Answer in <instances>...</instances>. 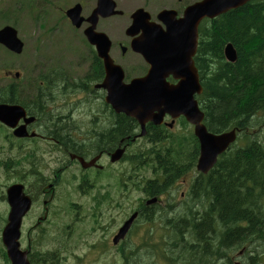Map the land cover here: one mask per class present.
Masks as SVG:
<instances>
[{
	"label": "flooded vegetation",
	"instance_id": "flooded-vegetation-1",
	"mask_svg": "<svg viewBox=\"0 0 264 264\" xmlns=\"http://www.w3.org/2000/svg\"><path fill=\"white\" fill-rule=\"evenodd\" d=\"M51 1L62 8L67 0ZM137 1L132 8L115 1L122 13L104 16L103 0H69L62 10L77 4L84 19L75 27L65 17L81 45L80 54L57 50L40 62L37 80L18 83L25 117L17 125L30 119L26 131L35 135L13 137L6 127V156L0 153L5 189L0 199L8 213L6 191L13 184H20L30 199L19 243L25 244L21 248L32 264H157L162 251L187 259L182 248L171 246L177 229L171 221L177 215L199 216L204 210L195 186L210 172L196 169L194 126L183 115L165 113L161 123L146 122L143 132L138 121L115 111L103 84L110 63L121 67L123 82L128 83L148 73L144 56L154 59L160 46L188 51L189 27L180 19L187 6L200 0H171L158 9L151 8L153 0ZM140 8L148 17L136 18L129 33L131 16ZM163 9L172 11L166 21L158 18ZM204 20L195 23L192 58L197 69L203 63ZM167 26L170 41L159 45L156 31L166 32ZM164 80L170 85L178 82L173 74Z\"/></svg>",
	"mask_w": 264,
	"mask_h": 264
},
{
	"label": "trees",
	"instance_id": "trees-1",
	"mask_svg": "<svg viewBox=\"0 0 264 264\" xmlns=\"http://www.w3.org/2000/svg\"><path fill=\"white\" fill-rule=\"evenodd\" d=\"M203 41L197 101L204 123L212 133L236 128L239 136L201 175L205 182L196 183L204 210L171 221L177 227L171 246L182 248L187 259L167 256L172 264H235L242 250L239 264H264V0L205 19ZM227 43L236 51L233 62L223 54ZM0 102H19L15 84L0 87ZM2 256L7 263L4 251Z\"/></svg>",
	"mask_w": 264,
	"mask_h": 264
},
{
	"label": "water",
	"instance_id": "water-1",
	"mask_svg": "<svg viewBox=\"0 0 264 264\" xmlns=\"http://www.w3.org/2000/svg\"><path fill=\"white\" fill-rule=\"evenodd\" d=\"M250 0H202L185 10L181 20L184 27L188 25L192 34L190 51L182 50L176 55L166 49L158 59V64H152L149 73L142 79H133L128 84L122 83V71L119 67L107 65L109 77L105 86L108 88V102L116 111L136 118L142 128L146 121L160 123L165 113L174 115L183 114L194 125V134L199 143V156L197 170L206 173L216 163L217 157L235 141L237 130L235 128L222 133H211L202 123L204 114L197 107L193 98L195 93H201L202 88L198 82L196 69L191 56L195 51V23L201 17L213 18L230 9L238 8ZM101 0H99V3ZM116 4L113 0H103L104 16H111L119 11L114 10ZM170 11L164 10L159 17L165 19ZM70 21L79 26L83 18L79 16V7L70 8L66 12ZM87 30H85V33ZM171 31L163 42H168ZM0 43L14 53H21L23 42L17 37V31L9 26L0 29ZM224 57L233 62L236 51L231 43L224 46ZM147 61L150 62L148 58ZM165 69L159 74L160 67ZM173 73L179 78V83L171 86L165 82L164 77ZM18 76V73H15ZM24 115L22 107L14 104H0V121L15 128L20 117ZM16 136L27 135L25 125L18 126L13 131ZM120 154L121 151H118ZM10 211L7 223L2 231V243L6 248L11 264H30L26 252L19 250V227L23 215L30 207V199L22 193L21 185H13L7 190ZM131 218L125 222L119 233H123L129 226ZM119 236H116L115 240Z\"/></svg>",
	"mask_w": 264,
	"mask_h": 264
},
{
	"label": "rangeland",
	"instance_id": "rangeland-1",
	"mask_svg": "<svg viewBox=\"0 0 264 264\" xmlns=\"http://www.w3.org/2000/svg\"><path fill=\"white\" fill-rule=\"evenodd\" d=\"M117 5L120 7L124 3L127 8H132L140 3L137 0H115ZM171 0H153L151 4L152 9H158L163 4L170 2ZM16 6V15L15 13L11 14L8 11V17L6 20L15 23L16 29L18 31V36L24 42V50L18 56H11L0 49V85L8 84L14 78V71H19V78L17 81L25 83V81L30 80L33 76V69L36 64L40 60V56L42 55H52L56 52V50L60 48L69 49L72 45H74V40L71 37L72 32L69 30L67 24L65 22H61L62 24L58 26L56 31H53L54 22L56 19L59 20L61 17V10H59L54 2L51 0H46V3L43 7L47 9L46 18L42 21L43 23H47L48 29L46 31L42 30L40 27L41 17L40 13V0H0V10L6 11L7 9H11L15 4H19ZM69 4V0L65 1L61 4L62 8L67 7ZM32 7L34 11L31 14V11L28 8ZM31 15V16H30ZM38 17V18H37ZM0 27L3 24H6L0 20ZM9 24V23H8ZM110 25H115V22H110ZM77 47H79V44ZM81 47V46H80ZM4 66L9 67L11 75L6 76L4 71ZM40 69V66L37 67ZM4 133V134H3ZM6 130L3 127H0V153L1 157L6 156ZM5 180H0V194L4 191ZM1 197V196H0ZM6 206L5 203L0 199V215L6 216ZM4 216H0V228L3 226ZM125 224V223H124ZM1 234V229H0ZM208 244L210 247H213V242L209 241ZM21 247H25V244H21ZM36 248V247H35ZM37 250V248H36ZM236 261L239 258H235ZM36 262V260H35ZM34 262V263H35ZM0 264H5L2 255L0 254Z\"/></svg>",
	"mask_w": 264,
	"mask_h": 264
}]
</instances>
